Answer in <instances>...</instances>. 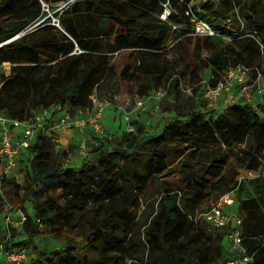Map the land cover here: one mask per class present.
I'll return each mask as SVG.
<instances>
[{"label":"trees","instance_id":"trees-1","mask_svg":"<svg viewBox=\"0 0 264 264\" xmlns=\"http://www.w3.org/2000/svg\"><path fill=\"white\" fill-rule=\"evenodd\" d=\"M44 1L51 6L67 0ZM167 1L171 13L162 21ZM190 1L78 0L62 10L63 32L46 33L51 21L41 0H0V67L10 64L9 73L0 74V115L24 120L43 110L53 113L57 106L71 115L89 111L111 56L128 50L158 53L176 25L190 27L184 15ZM232 4L243 27L236 26L227 45L221 37L228 32L212 20L221 15L210 4L202 11L191 7L220 35L188 32L193 49L206 52L202 61L212 74L211 86L224 71L244 66L246 51L255 44L264 51V0ZM188 68L185 62L175 74L181 77ZM163 77H150L148 89ZM177 85L174 78L169 88ZM257 107L263 117L246 103L209 119L194 107L182 113L175 108V118L160 134L145 135L142 124L134 123L135 131L113 142L105 139L106 145L75 169L62 166L52 138L38 136L22 154L28 155L30 179L23 195L32 209V215L25 211L19 232L24 239L15 243L9 234L0 236V246L27 250L38 235L67 233L78 236L81 247L67 242L49 256L38 251L29 264H224L232 256L224 244L227 230L209 228L195 217L211 197L236 190L242 245L251 257L247 264H264V176L238 181L240 170L256 172L264 161V97ZM175 163L176 179L160 183ZM158 182L154 210L138 220L141 201Z\"/></svg>","mask_w":264,"mask_h":264},{"label":"rangeland","instance_id":"rangeland-1","mask_svg":"<svg viewBox=\"0 0 264 264\" xmlns=\"http://www.w3.org/2000/svg\"><path fill=\"white\" fill-rule=\"evenodd\" d=\"M41 1V9L48 12L51 21V29L43 32H56V30L63 32L60 21L64 18L62 11H57V5H51L53 10H49L48 6L50 5L44 0ZM204 4H210L213 11L221 15L218 18H212V20L214 25L228 32L221 38L223 45L232 43L230 34H235L237 25L240 28L243 27L239 10L234 8L232 0L190 1L191 7L201 11ZM42 21H38L29 30ZM57 22L58 26L54 25ZM188 29L189 27L185 23L176 25V30L173 31L165 46L156 54H143L141 51L128 50L111 56L110 70L102 82L98 95V100L104 104L100 120L103 134L60 131L49 135L55 144L54 154L59 158L63 167L78 168L84 159L92 157L95 150L106 145L105 139L113 142L123 133L135 131V127L132 125L134 123L142 124L145 135L160 134L163 127L175 118L176 113L173 111L175 108L182 113L194 107L196 111L203 114L205 119H209L218 116L232 104L246 103L256 110L259 117H263L257 107L264 97L263 48L255 44L253 49L246 51V64L243 67L249 68V71L244 77V82L235 84L229 92L222 93L216 101L211 102L206 97V93L207 87L212 85V74L209 69L204 68L202 61L206 58V52L193 49L192 40H190L192 37L188 36ZM259 39V36L256 37L257 41ZM185 62L189 68L183 76L179 77L175 73L182 70ZM139 63L141 64L139 65ZM8 70H10V64L4 63L0 67V74H7ZM226 71L220 74L218 80L224 76ZM160 74L165 78L163 77L162 81L148 89V79L150 77L159 78ZM172 77L178 79V85L169 88V83L173 80ZM257 90L261 92L258 93ZM53 117L56 119L55 114ZM82 140H85L87 147L86 156L79 153V144ZM35 141L34 138L32 143L34 144ZM27 157L28 155H21L18 167L10 176L0 180V206L2 207L0 236L9 234L15 243L24 239V235L19 234L21 227L15 224L18 220L16 212L19 210L25 213L26 211L32 215L31 206L27 205L23 195V186L30 182ZM176 170L175 163L168 168L169 175L163 177L160 183L175 180L177 177ZM1 173L0 167V175ZM241 177L242 181L248 179L245 172L241 174ZM160 183L159 186L155 185L146 192L145 200L141 201V207L137 213L138 220H145L154 210ZM59 194V192L53 194L58 201H60ZM217 200L218 196H214L205 201L196 216L210 208ZM197 221H202L204 225L209 227L203 218H198ZM67 242L81 247L80 239L76 235L64 233L60 238H52L46 234L36 236L31 246L26 250L28 264L38 256V251L45 252V255L49 256L50 251H62L63 244ZM224 244L226 251L232 254L225 241ZM34 248L36 250H33ZM139 259H143V257L139 256Z\"/></svg>","mask_w":264,"mask_h":264},{"label":"built area","instance_id":"built-area-1","mask_svg":"<svg viewBox=\"0 0 264 264\" xmlns=\"http://www.w3.org/2000/svg\"><path fill=\"white\" fill-rule=\"evenodd\" d=\"M77 1L67 0L61 2L57 5V11H62ZM170 13V4L167 1L163 5L160 19L166 21ZM184 15L190 24V36L203 38L220 36L217 31L192 11L190 5L184 10ZM54 25L58 26V22L54 23ZM17 37L19 36L15 38ZM248 71L249 68L241 65L228 69L214 86L207 87L206 97L211 102L216 101L222 93L229 92L235 84L243 83ZM8 73L9 70L7 71ZM257 92L260 93L261 91L257 90ZM90 100L91 109L89 111L85 113L78 112L74 115L69 114L61 106H57L53 113L49 110H43L38 112L33 118L24 120L10 119L0 115V167L2 169L0 180L10 176L18 167L21 155L33 145L32 140L34 138L37 139L38 136H49L50 133H58L60 131L94 132L102 135L103 129L100 125V120L104 104L98 100L95 94L91 95ZM54 114L56 119L53 117ZM79 153L84 156L87 154L85 140H82L79 144ZM243 172L246 173L248 179L264 176V161L256 172L240 170L238 181H241ZM236 205V190H233L220 196L215 204L195 217V221L198 218H203L210 228L227 230L226 240L232 256L228 257L224 264H247L251 261V257L246 254L242 245V219L236 211ZM16 214L18 220L15 224L22 228L26 221V215L19 210ZM0 264H28L26 249L9 251L0 246Z\"/></svg>","mask_w":264,"mask_h":264}]
</instances>
